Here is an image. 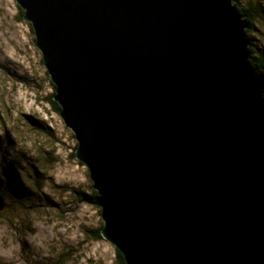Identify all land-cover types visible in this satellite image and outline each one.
Here are the masks:
<instances>
[{
    "label": "water",
    "instance_id": "water-1",
    "mask_svg": "<svg viewBox=\"0 0 264 264\" xmlns=\"http://www.w3.org/2000/svg\"><path fill=\"white\" fill-rule=\"evenodd\" d=\"M16 1L126 263L264 264V89L237 0Z\"/></svg>",
    "mask_w": 264,
    "mask_h": 264
},
{
    "label": "rangeland",
    "instance_id": "rangeland-1",
    "mask_svg": "<svg viewBox=\"0 0 264 264\" xmlns=\"http://www.w3.org/2000/svg\"><path fill=\"white\" fill-rule=\"evenodd\" d=\"M237 2L244 8L264 5V0ZM253 22L254 49L264 52V19ZM55 95L24 9L16 0H0V172L7 159L22 164L32 195L16 202L15 211L0 214V262L122 264L118 248L96 237L104 226L102 210L84 201L95 189Z\"/></svg>",
    "mask_w": 264,
    "mask_h": 264
},
{
    "label": "trees",
    "instance_id": "trees-1",
    "mask_svg": "<svg viewBox=\"0 0 264 264\" xmlns=\"http://www.w3.org/2000/svg\"><path fill=\"white\" fill-rule=\"evenodd\" d=\"M238 9L241 11L243 15L246 16L248 19L251 27L247 30L248 38L251 41V52H252V66L255 73L258 76V80L260 82L261 87L264 89V52H259L255 50L256 44L254 42V38L250 35V30L255 29V23L253 22L254 19L263 18L264 19V5L262 6H251L249 8L242 7L241 3L237 2ZM56 108L60 111L61 106L57 101H54ZM54 161L56 158L52 157ZM22 165V164H21ZM21 165L17 164L15 160H6L4 161L1 172H0V192L2 193L3 197L5 198L6 203L11 205L10 209H7L4 213L12 212L16 210V202L21 200L28 199L31 195L30 189L25 187L23 178H22V170L23 168ZM37 177L35 179L39 184H41L40 176L38 173L36 174ZM94 196L97 194V191L94 190ZM12 197V201H9L8 198ZM84 197V196H83ZM82 199V198H81ZM103 228L96 230V237L101 238L103 236ZM118 254L122 264H127L123 253L118 249ZM0 264H8L4 262H0ZM51 264H63L62 261L58 260Z\"/></svg>",
    "mask_w": 264,
    "mask_h": 264
}]
</instances>
